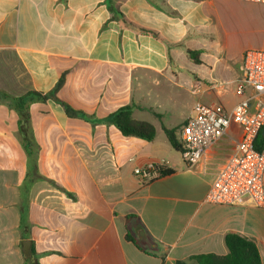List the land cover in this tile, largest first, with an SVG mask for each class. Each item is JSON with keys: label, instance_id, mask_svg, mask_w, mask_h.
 Returning a JSON list of instances; mask_svg holds the SVG:
<instances>
[{"label": "crops", "instance_id": "crops-1", "mask_svg": "<svg viewBox=\"0 0 264 264\" xmlns=\"http://www.w3.org/2000/svg\"><path fill=\"white\" fill-rule=\"evenodd\" d=\"M239 2L0 0V91L46 94L65 74L57 97L92 118H71L53 100L31 106L40 179L23 197L19 118L0 104V264H28L32 249L39 264H196L194 256H226L229 234L253 241L264 264V206L208 203L216 167L188 168L157 135L148 142L97 122L126 105L134 118L154 112L141 103L146 87L157 109L160 92L175 107L181 92L227 109L242 100L243 57L257 48ZM160 161L174 172L140 184L134 168Z\"/></svg>", "mask_w": 264, "mask_h": 264}, {"label": "built area", "instance_id": "built-area-1", "mask_svg": "<svg viewBox=\"0 0 264 264\" xmlns=\"http://www.w3.org/2000/svg\"><path fill=\"white\" fill-rule=\"evenodd\" d=\"M264 4V0H235ZM218 89L217 85L209 90ZM203 92L201 82L192 88ZM242 97L231 109L223 104L206 105L198 100L193 114L179 133L184 163L188 168L200 165L216 167L206 201L215 205L264 206V149H256L257 137L264 129V49L245 52L243 74L235 85ZM237 128V138L233 129ZM168 169L164 161L137 166L133 174L140 184L150 183Z\"/></svg>", "mask_w": 264, "mask_h": 264}, {"label": "trees", "instance_id": "trees-1", "mask_svg": "<svg viewBox=\"0 0 264 264\" xmlns=\"http://www.w3.org/2000/svg\"><path fill=\"white\" fill-rule=\"evenodd\" d=\"M138 30L142 33L157 37V34L153 31L145 29ZM189 55L196 62H200V60L195 57L196 55H199V52L189 51ZM65 78L66 75L63 74L56 87L51 92L46 94L32 90L22 96H13L7 92L0 91V104H4L11 110H14L18 114L19 118L17 138L26 153L28 164V173L25 185L21 188V194L23 197H27L30 186L35 181L40 179V176L37 173V161L40 147L34 136V130L31 122V106L35 103H45L48 100H53L54 102L62 105L67 115L71 118H80L86 121H91L92 119L84 112L72 108L70 105L57 97L58 91L65 83ZM153 113L157 117H160V114L156 112ZM97 122L115 126L125 137H136L148 142H153L156 139V127L150 122L136 120L134 118L133 105L123 106ZM164 132L171 147L174 150L181 152V146L175 131L164 128ZM256 149L258 151H263L264 149V135L262 134V131H260L257 137ZM173 172L174 171L172 169H167L162 172L161 177L169 175ZM21 223L22 228L27 226V205L25 206V209L22 208ZM225 244L228 249V254L226 256L203 254L194 256L192 259L196 264H263L258 247L253 241L238 234H229L225 237ZM28 264H39L38 256L33 249L30 258L28 259Z\"/></svg>", "mask_w": 264, "mask_h": 264}, {"label": "rangeland", "instance_id": "rangeland-1", "mask_svg": "<svg viewBox=\"0 0 264 264\" xmlns=\"http://www.w3.org/2000/svg\"><path fill=\"white\" fill-rule=\"evenodd\" d=\"M237 9L239 22L253 28L254 34L252 40L254 47L257 49H264V4L242 1L239 2V7ZM149 89L150 87H146L143 91L144 98L142 99L141 103L147 108L154 107V112L161 115L160 117H157L153 113V111L148 109L144 110L141 113H137L135 119L152 123L157 130L158 141H163L165 142V144H168L167 146H169V153L179 158L181 157V153H176V151L172 147H170L168 139L164 132V128L175 131V133L179 136L181 127L185 122L183 119L187 114H189L190 108L192 106L194 107L198 98L194 97L190 93L183 94L181 92L182 96L179 98V104L175 107L174 104H170L166 100V97L163 96V94H161L160 92L162 103L158 104L159 108L157 109V104L154 103L155 100H152V98H150L147 94V90ZM232 101L236 102L238 100L233 98ZM202 102L206 105L212 106L211 103L205 101ZM41 109L45 112V110H48L50 108L44 106ZM36 123L38 126V120H36Z\"/></svg>", "mask_w": 264, "mask_h": 264}, {"label": "water", "instance_id": "water-1", "mask_svg": "<svg viewBox=\"0 0 264 264\" xmlns=\"http://www.w3.org/2000/svg\"><path fill=\"white\" fill-rule=\"evenodd\" d=\"M262 134L264 135V129L262 130Z\"/></svg>", "mask_w": 264, "mask_h": 264}]
</instances>
